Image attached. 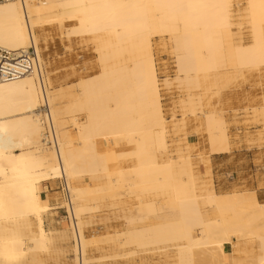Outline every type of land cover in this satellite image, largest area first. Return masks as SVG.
<instances>
[{
  "label": "bare ground",
  "instance_id": "obj_1",
  "mask_svg": "<svg viewBox=\"0 0 264 264\" xmlns=\"http://www.w3.org/2000/svg\"><path fill=\"white\" fill-rule=\"evenodd\" d=\"M53 21H69L68 34L92 40L98 55V72L66 94L45 74L39 31ZM154 36L173 49L175 75L162 83L181 92L176 106L201 119L210 154L227 153L229 129L211 99L228 69L264 65V0L0 3V45L35 46L40 63L0 82V264H37L55 250L43 193L57 181L68 193L61 199L74 264L91 261L86 214L128 199L135 209L124 214L127 226L106 239L120 247L158 251L174 264H264V202L255 190L217 192L210 167L200 175L181 133L185 118L170 125L165 116ZM254 243L255 254L247 248Z\"/></svg>",
  "mask_w": 264,
  "mask_h": 264
},
{
  "label": "rangeland",
  "instance_id": "obj_2",
  "mask_svg": "<svg viewBox=\"0 0 264 264\" xmlns=\"http://www.w3.org/2000/svg\"><path fill=\"white\" fill-rule=\"evenodd\" d=\"M72 28L69 21H64L62 25L53 21L39 31L46 62L45 74L52 89L65 94L76 90L82 77L98 72V55L92 40L79 34H68ZM234 28L238 30V27ZM241 32L248 42V30L245 28ZM153 38L165 116L170 125L174 120L185 118V128L181 133L193 143V156L200 175L205 177L203 172L210 167L211 181L217 192L255 190L259 200L264 202V65L242 71H225L220 92L211 102L227 123L231 149L227 153L210 154L201 119L191 114L183 115L175 104L181 92L175 84L167 87L162 83L164 78L175 75L173 49L167 39L159 36ZM64 102L65 106V99ZM207 102V99L203 101L204 104ZM170 135L169 143L173 145V139L177 136L173 131ZM113 149L118 150V146L113 145ZM48 185L50 188L43 195L50 196L53 208L45 216V223L46 228L51 230L55 250L43 255L37 264H74L75 241L68 235L71 218L61 199L63 195L66 200L68 193L62 181ZM134 209L135 205L130 199L122 204L104 200L97 209L86 214L85 231L91 241L90 264H174L172 258L164 253L145 252L134 245L120 247L114 240H106L127 226L124 214L128 215ZM247 248L254 254L258 252L255 243ZM226 249L231 251V244H227Z\"/></svg>",
  "mask_w": 264,
  "mask_h": 264
},
{
  "label": "built area",
  "instance_id": "obj_3",
  "mask_svg": "<svg viewBox=\"0 0 264 264\" xmlns=\"http://www.w3.org/2000/svg\"><path fill=\"white\" fill-rule=\"evenodd\" d=\"M6 1L9 0H0V3ZM39 68V55L35 46L11 50L0 45V82L20 79Z\"/></svg>",
  "mask_w": 264,
  "mask_h": 264
}]
</instances>
